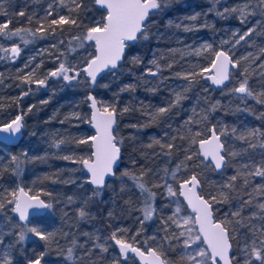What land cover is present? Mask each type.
<instances>
[{"label": "snow or ice", "instance_id": "6c2138e0", "mask_svg": "<svg viewBox=\"0 0 264 264\" xmlns=\"http://www.w3.org/2000/svg\"><path fill=\"white\" fill-rule=\"evenodd\" d=\"M170 2L171 0H94L96 5L106 10L107 15L102 18V21L93 22L91 26H85L81 20L82 11L85 9L84 0H67V2L66 0H58L59 7L66 9L67 14L55 11L53 4L50 3L45 11V16L36 21L37 27L34 30L22 27L10 29L9 24L12 21L7 20L5 23H0V38L12 39L19 37L20 41L27 45L30 40L35 38L55 37L58 32L62 33L65 31L64 26L83 28L81 34L72 36L67 51L69 53L74 52L76 47L84 48L87 42H92L95 54H89V57L84 61V66L79 68L66 62H60L56 70L48 73V77H57L64 81L72 82L78 81L81 73H83L90 84H95L99 73L106 70L114 73L120 70L129 42H136L141 39L147 40L151 23L149 20L150 15L162 11ZM257 10L261 16H264V0H255V4L246 3L243 7L225 8L218 15L224 16L235 12L239 14L241 22L244 23L249 16L256 15ZM0 13L8 15L7 10L2 7H0ZM17 15L23 17L25 13L20 11ZM49 17L52 18L49 20ZM27 19L28 23L31 24L33 17L29 16ZM192 19H195V17H192ZM257 26H259V22ZM185 30L189 31L191 29L185 28ZM255 31L256 27H252L243 34L235 33L234 36H238V38L235 39L233 47L240 44L241 41H245ZM73 42H75V46H73ZM60 43L62 44L63 40ZM222 43L229 42L223 41ZM52 47L56 48L57 46L52 45ZM21 50L19 44H13L10 48L0 46V51L11 53L13 58L18 57ZM171 51L174 53L177 50L173 49ZM211 51L212 45L204 44L195 51V55ZM229 52L230 50L225 51L223 49L215 51L207 67L194 65L191 69L176 73L178 78L187 82L186 85L182 86L183 91H176L173 101L169 102L166 107L157 108L154 112L149 113L150 119L156 121L158 118L168 114L172 108L180 105L182 100L185 99L184 93L199 82L197 77L210 80L213 85L223 86L225 82L231 81L238 75L237 86L231 88V93L238 95V98L242 101L251 98L259 104H264V60H261V56H264V49H260L259 54L249 53L247 56L235 60ZM62 56H65L64 52H60L55 58L60 60ZM258 60L260 63L257 66V70L252 65L256 64ZM133 62H139L138 58H133ZM243 62H247L246 66ZM150 63L155 66V70L152 68L147 69L148 74L155 77L162 72L163 69L158 60L153 59ZM25 67H28V65H25ZM164 67L170 69L172 64L168 63ZM197 67H199V71L195 70ZM233 70H237V72L234 74ZM206 73L211 74L205 76ZM253 75L258 76L262 82L259 90L249 85V80ZM34 77L35 70L33 69L22 76H18L17 79L28 85L46 86L47 77L43 79ZM134 90L135 85L131 84L121 89V91ZM24 95H28V92H25ZM87 99L91 102V108L94 110L89 122H94L97 135L84 139H54L52 147L61 149L62 145L68 143L74 142L76 145H87L89 141L92 142L91 147L94 151L87 158L77 156L75 153L61 158L70 160L73 163H79L87 169V172L90 173L88 182L95 186L92 193L95 196L105 186V177L115 176L114 165L120 156L121 148L118 145L122 144V140H118L114 134V126L117 125L118 115L116 107L114 105H103L101 108H97L95 97L88 96ZM218 106L219 101L210 104L206 109H201L200 113H197L195 108L192 110L193 116H199V119L193 120L192 117H189L184 124V135H179V139H187L191 145H198V150L191 152L186 150L184 159L175 165L174 170L164 169L163 175L153 174L154 178L159 176V179L163 181V187L170 197H177L178 189L179 196L186 200L187 205L195 213V216L181 215L179 200L174 201L177 206L172 215L161 217L162 230L166 235L159 241L153 236L152 239L156 241V246L145 250L147 256L151 257L150 260L146 259L145 251L133 246L132 243L118 238L117 232L123 230L117 229L109 239L114 240L119 245L120 253L124 258H127L129 252H131L145 259V264H172L170 260L166 259L167 252L163 247V242H167L169 245L167 251L173 250L177 245L180 247L182 252L181 259L185 261V264H264V182L259 184L253 182L256 177L264 181V158L259 162L245 163L240 166L236 174L220 182L214 192H208L207 198L204 194L200 174L193 171L183 178L179 175L181 171L188 173L191 166L187 162L192 161L194 156L201 158V164L207 161L209 164L206 166H211L214 170H220L228 167L230 158L239 155L238 152L232 149L231 145L226 147L227 138L229 137L227 126L221 125L218 131L217 126L212 125L208 128L209 134L204 138H201V131H193L191 127L194 123L200 124L207 121L208 115L216 111ZM28 111H31V107H29ZM128 111L129 108L125 107L121 110L120 115ZM73 115L79 119L78 114ZM23 127V116L17 115L10 122L0 125V133L6 134L3 139L11 140L21 133ZM231 136L237 140L245 141L249 149L259 147L264 150V132L258 129L237 133V129L232 128ZM222 137L225 139L222 140ZM176 139L177 136H173L168 143L154 140V144L159 146L164 155L171 157L173 154L172 150L177 148L174 142ZM148 147H152V145ZM23 155L25 158L27 157V153ZM262 157H264V152H262ZM23 163L24 160L19 157L11 156V164L14 165V168H12L14 175H20ZM151 171V169L141 168L139 172L126 171L123 173L124 176H128L133 181L134 186L145 197V207L143 209L145 220H150L155 214L152 201L156 193L151 191L145 182V177ZM45 179H50V177H45ZM169 180L175 182L177 188H173ZM53 182L56 181L53 180ZM62 182L68 183L69 181ZM158 186L160 185L156 183L152 185V187ZM249 189L251 190L249 191ZM5 193L0 194V213H5V210L11 205L10 211L17 214L18 220L22 223L12 226L15 236L14 243L5 244L4 237L9 233L0 230V264H13L10 254L11 250L17 244L23 245L29 234L44 241L46 249L28 260V264H41L44 256L48 254V250L53 245L56 246L59 253L65 254V259L72 262V264H97V261L93 258V252L96 249H100L101 252L108 251L106 243L100 242V237H93L88 233H84V235L96 241L91 248L86 245H80L73 236L70 246L61 249L56 233L43 230L39 226L30 225L28 222L30 213L42 214L45 210L52 209L53 204L50 201L46 202L41 199L40 192L29 195L23 187H18L11 191L6 189ZM43 194L49 197L52 195L50 192H44ZM234 198L239 201L238 206L234 210L220 217L214 216V205L227 203ZM89 199L91 198L83 199L81 206L76 209L78 220L91 218L87 210ZM67 203H75L74 198L68 197ZM249 207L254 208V210L245 216L244 209ZM242 228H246L247 233L240 235V240L243 243L242 245L238 244L240 254L237 256L233 254V242L238 235V230ZM68 236L69 233H63L65 239ZM173 241L176 244H173ZM78 249H82V251L78 252ZM112 264H120V261L114 258Z\"/></svg>", "mask_w": 264, "mask_h": 264}, {"label": "trees", "instance_id": "16d2710c", "mask_svg": "<svg viewBox=\"0 0 264 264\" xmlns=\"http://www.w3.org/2000/svg\"><path fill=\"white\" fill-rule=\"evenodd\" d=\"M192 2L193 5H196L197 7L201 4L198 0ZM50 3L54 5V0H0V7L8 12V15L0 13V23L11 20L12 23L9 24L10 29L22 27L32 28L34 30L37 27L36 21L45 16V11ZM84 4L85 9L82 11L81 20L83 21V25L91 26L93 18L103 14V10L97 8L92 3V0H84ZM171 8V6L168 7L167 11H171ZM20 11H24L25 16L21 17L17 15ZM29 16L33 17L31 24L28 23L27 18ZM209 16H212L215 19L219 18L218 15L214 16L212 13H209ZM51 18L52 17H49L48 19L50 20ZM259 19L264 21V16L260 15ZM64 27L65 31L62 33L58 32L55 37L45 36L44 38H35L30 40L27 45L23 44L19 37L12 39L0 38V46L2 47L10 48L13 44H19L22 49L19 56L15 58L12 57L11 53L0 51V60L14 62V60L25 55L29 46L40 44L42 41L45 42L46 40L51 41L58 36H61L68 41L67 37L70 36L69 34L76 33V31L81 34L83 31V28H73L71 26ZM185 33L187 37H191L192 30L186 31ZM254 38L255 40L264 41V33L260 36L255 35ZM4 40H8L7 42L9 44H3ZM14 40L17 42H14ZM153 40V35L149 34V38L141 41L142 45L137 47L138 53L146 54L149 47L154 44ZM261 46H264V42H262ZM127 51L125 58L127 57ZM66 56L67 52L65 53L64 58ZM42 58L44 57L42 56ZM124 64H127V62ZM131 65L134 67L135 72L140 71V64L132 61ZM108 75L109 74H106V76L100 79L95 90L93 88L90 89L94 90L98 96L104 99L108 98L109 101H114L115 99V107L119 114L123 108H129L128 112L123 113L118 118L117 127L119 128L126 120L130 125L129 129L131 131V133L129 131V136H125L124 138V143L126 144L122 147V159L119 164L123 162L126 153H129L130 155L128 156L133 158L132 164L134 165L133 167L135 171L136 167L138 168V171L136 172H139L141 168L155 171L163 165L166 166L167 170H170L184 159L186 150L188 152L198 150L197 145H191L187 139H179V135H184V124L189 117H192L193 120L199 119V116H193L192 110L195 108L196 112L200 113L201 109H206L210 104H214V102H217L214 98L219 92H192V89H190L189 92L184 93L185 99L182 100L180 105L172 108L171 111L163 117L158 118L156 121H152L150 117H148L149 115L144 111L156 110V105H159V107H166L169 102L174 99L170 96L171 92H166V88L164 86L159 87L160 85L155 89L149 90V88L145 87L144 83L139 81V77L135 74L132 76L127 74L126 76L131 78L128 85H135V90L121 91V89L127 85L125 84V78L123 77L125 74H123L121 79L116 78V75L114 77H108ZM250 80L253 82V76ZM122 83L124 84L122 85ZM83 84L84 86L89 84L88 79L85 77H83ZM235 84L236 81L233 79L230 86ZM249 85L252 87L251 83H249ZM99 86L101 87L99 88ZM41 88L42 85H28L19 82H15L13 85L8 79L5 83V88L0 92V96L2 95L0 102H2V104L4 103L3 105H0V124L19 114L23 116L24 124L19 138H16L13 141L0 139V194H6V189L11 191L18 187H24L31 190L30 192L32 193L40 192L48 202L50 201L53 204V207L48 213L33 216L29 221L39 219L42 223H45L47 225L45 229L48 230V232L56 233V238L59 241L61 249L70 246V244H68L70 241L63 237L62 230L67 228V223L72 219L77 220L73 229L75 233L81 227L87 229L91 228L95 235L94 237H100L101 243H104L102 234H108L110 236L117 229H122L123 231L117 232V236L122 235L126 241L137 245L147 243L155 246L152 236L148 237V235H142L143 237H140L137 235L141 230L140 228H137L138 218L137 216H134L133 205H135L136 201L134 197L128 196L126 198L125 196L124 199H126L127 202L124 204V199L122 200L120 196L115 195L117 193H113L115 196H112V193L106 189V184L99 190L98 195L93 196L92 193L95 186L91 185L85 178L86 170L83 165L61 158L65 156L66 153L67 155H72L73 153L77 155L79 151L85 152L86 150H91L89 149L90 141L87 145H76L74 142L68 143L62 145L61 149H56L52 147V143L48 145L47 142L44 141L45 129L50 131L56 129V133L58 134L57 139L64 138L67 140H73V138H85V135H83V137L81 136V138L78 132L75 131L77 127H79V125L73 123V120H76V118L71 115L63 117L64 113L61 114V112L56 110L55 107L61 103L60 109L63 112H68L71 109L78 110L79 112L81 111V119L84 117V114V118H86L88 115V100L85 96L86 91L79 92L77 90H71L73 88H68L65 92H62L59 97L47 100L44 103L40 100L47 94V92L43 91ZM25 92H28V95H24ZM165 96L167 97V100H165ZM229 97H233L231 93ZM219 102L224 104H219L216 111L211 112L208 115L207 121L191 125L193 131H201L202 136H204L208 132V127L217 121L219 124L230 125V130L236 128L237 133L250 129H258L259 131L264 132V104H259L255 100H250V102L253 103V106H256L257 109L261 108V110L260 112L254 110L248 112L244 110L241 105H236L235 102L237 101L235 98H231L229 102H226V96H223L222 100ZM145 103H150V106L145 107ZM239 103L242 104V100ZM29 107H31V111H28ZM54 110L56 111V114L53 113ZM73 110H71V112ZM60 116L62 121L58 120L60 119ZM133 125H135V127H133ZM82 128H86L87 130L90 129L86 124H82ZM138 133L143 134V138L147 133H150L152 137L150 136V138L146 139L139 138ZM173 136H177V139L174 141L177 148L172 150L173 154L169 157L161 152L159 146L154 144V140L168 143ZM132 145L133 148L132 151H130ZM149 145H152V147H148ZM228 145H231L232 149L238 152L239 155L230 158V163L227 168H224L221 172H217L211 166H206L209 162L201 164V158L199 156H194L192 161L187 162L191 166L188 173L181 171L179 174L180 177L183 178L185 175L190 174L193 171L197 172L202 178L201 183L204 188V193L207 195L208 192H214L216 187L219 186L224 174H236L240 166L243 164L259 162L264 158L262 157V152H264V150L259 147L256 149H249L245 141L235 139V137L231 136V132L227 138L226 147ZM245 149H247V151H245ZM24 153H27L26 158L23 155ZM13 155L24 160L20 175L18 176L14 175L12 171L14 165L11 164V156ZM80 155L85 157L87 154L80 153ZM119 164L117 165L116 170L119 169ZM152 171L145 177V182L148 184L151 191L156 193L153 200L156 212L152 220L154 224L156 223V226L154 227L157 228V234L162 238L166 233L162 230L163 225L161 224L162 222H160V219L161 217H166L168 215L170 206L163 184L160 182V179L155 180L154 176L151 175ZM202 172H206V174H203ZM219 176L221 178H219ZM45 177H50V179H45ZM53 180L56 182H53ZM62 181L69 182L64 183ZM253 182L259 184L264 181H261V178L256 177ZM153 183L160 186L152 187ZM173 185L177 188L175 182H173ZM134 188L137 189L135 186ZM250 190L251 189H249V191ZM44 192H50L52 195L50 197L46 196L43 194ZM68 197H73L75 203L68 204ZM87 197L91 198L88 200L87 208L91 218L78 220L76 209L81 206V201ZM245 199H247V197H245ZM180 202L184 209H186L181 199ZM234 202L239 201L235 198L230 200V203ZM225 204L229 206L228 203L214 205L213 209L215 215L218 217L222 215V211L227 207ZM128 205L130 206V209H128ZM11 207L12 206L9 205L5 210V213H0V230L9 233L4 237L5 244L14 243L15 240L12 227L14 225V222L12 221L14 215L10 211ZM166 211L167 213H165ZM65 213H67V215H65ZM242 233H247V229L242 228L238 230V235L233 242V254L236 253L238 247L237 242ZM79 237L81 240L84 239V242L81 245H86L89 248L92 247L91 243L94 244L96 242L94 239H92V242L89 241L88 236L84 234H80ZM105 243L108 247V251L105 252L106 254H96L93 252L94 257H101L105 264H112L114 258L118 259L122 264H136L133 259H130V263L129 261L120 259V257L117 256L114 242L108 240L105 241ZM45 249L46 245L44 241L39 240V238H33L25 241L23 245H15L10 254L13 259V264H28V260L34 258L39 253L44 252ZM96 250H98V252L100 251V249ZM107 260H109V262ZM43 261L44 264L68 263L66 262L65 254L59 253L55 245L48 250V254L44 256Z\"/></svg>", "mask_w": 264, "mask_h": 264}, {"label": "rangeland", "instance_id": "374dc122", "mask_svg": "<svg viewBox=\"0 0 264 264\" xmlns=\"http://www.w3.org/2000/svg\"><path fill=\"white\" fill-rule=\"evenodd\" d=\"M179 1H181V0H171L170 4L167 7H165L162 11L157 12L154 15H150L149 20L151 23H150L149 34L153 35L154 44H152L149 47V50L147 51L146 54L138 53L137 47L142 45L141 41H143V39L136 41L135 43H133V45H131V43H129L131 46H129V48L125 50V54H126V51L128 50L127 51V57L124 58V60L121 62L120 70L117 72H114V73L106 71L102 76H100V78L97 80V82L95 84L89 83L88 85L84 86V84H83L84 74L83 73H81V77L78 81H72V82H67V81H64V80L57 78V77H48V73L56 70L58 68V65L60 62H66L68 64H72L74 66H77L78 68L83 67L84 61L89 57V54L95 53L93 46H92V43H90V42H87L84 48L76 47V51H74V52L69 53L67 51L69 48V42L71 41L72 36L80 34L78 31L75 30L76 33L69 34L70 36L67 37L68 41L63 39L61 36H58L51 41L46 40L45 42L42 41V43H40V44L29 46V49L25 52V55H22V57H20L19 59L14 60V62H5L3 60H0V74H2V76H0V92H2L1 90H3L5 88V83L7 82L8 79L10 80V83H13V85L15 84V82L22 83L20 80L17 79V77L22 76V75H24V74H26V73H28L34 69L35 70V77L34 78L43 79V78L47 77L46 86H42V88H41L43 91L47 92V94L45 96H43L40 100L44 103L47 100L53 99L55 97H59L61 95V93L65 92L68 88H73L71 90H74V91L77 90L79 92H85L86 91V94H85L86 99L88 96H90V93H93L94 97L97 99V101L101 107L103 105H114L115 106L116 105L115 99H114V101H112V100L109 101L108 98L104 99V98L98 96L96 94V92H94L95 88L98 86L97 83H99L100 79L102 77L106 76V74H109L108 77H114L116 75L117 76L116 78H120V79L122 78L123 74H125L123 77L125 78L124 82H126L125 84H127V85L130 83L129 81L131 80L130 77H126L127 74H129V76H132L135 74L139 77V81L141 83L146 84L145 87L149 88V90L155 89L159 85H160L159 87L164 86L167 90L166 92H171L170 96H172L174 98L175 92L176 91H183L182 86L186 85V83H187L185 80L178 78L176 76V73H182L185 70L191 69L192 66H194V65H198L200 67H207L210 64L213 53L215 51H217L220 47L227 50V51L230 50L229 53H230V55L233 56L234 60L237 58L247 56L249 53L259 54L260 49H264V46H261L262 42H264V41L255 40V38H254L255 35L260 36L261 34L264 33V21L259 19L260 13L258 10H257L256 15L249 16L247 18V21L244 23L241 22V18L239 16V14L235 13V12L226 14L224 16L218 15V13L223 12L225 8L231 9V8L243 7L246 3L255 4V0H198L199 3H201L200 5H205V7L200 6V5L197 7L196 5H193L192 7L188 8L186 10H182L180 12L178 11L175 13L173 6ZM184 1L192 2V1H196V0H184ZM66 2H67V0H66ZM203 2H205V3H203ZM92 3L95 5L94 0H92ZM170 6L172 7L171 11H169V10L167 11L168 7H170ZM53 8L55 11H59L62 14H67L66 9L59 7L58 0H54ZM209 13L214 14V16L218 15L219 18H217V19L213 18L212 16H209ZM104 14H105V11L103 10V14H100V15L94 17L92 23L102 21ZM192 17H195V19H192ZM258 22H259V26H257ZM1 23H5V22H1ZM252 27H256V31L253 32V34L250 37H247L245 41H241L240 44L233 47L235 39L238 38V36H234V34L235 33L243 34V33L247 32L249 28H252ZM185 28H190L192 30L191 37L186 36ZM61 40H63L62 44L60 43ZM7 41L8 40H4L3 44L8 45L9 43ZM223 41H228L229 43H222ZM14 42H17V41L14 40ZM204 44L212 45V51L211 52H203L201 55H195V51L197 49H200L201 46ZM52 45H56L57 47L53 48ZM73 46H75V42H73ZM173 49H176L177 51L173 53L171 51ZM60 52H64V53L67 52V56L65 58H64V56H62V57H60V60H57L55 57L58 56ZM185 53H192V54H185ZM42 56L44 58H42ZM133 58H138V60H139V62H137L138 64L141 65L139 72H135L134 67L131 65ZM153 59L158 60V62L161 64L162 69H163L162 72L155 77L151 76L147 72V69H149V68H152L153 70H155V66L150 63V61H152ZM261 60H264V56H261ZM126 62H127V64H124ZM168 63L172 64V67L170 69L167 67H164ZM243 63L246 66L247 62H243ZM259 63H260V61L258 60L256 62V64L252 65V67L257 68ZM25 65H28V67H25ZM195 70L199 71V67H197ZM257 70H258V68H257ZM236 72H237V70H233L234 74ZM197 78H199V77H197ZM238 79H239V77L237 75L236 78H234L236 83H237ZM232 80L229 81L228 83L232 84ZM250 81L251 80H249V83L252 84V87H254L256 90L260 89L262 82H261L259 77H257L256 75H253V82L252 81L250 82ZM123 84L124 83H122V85ZM194 85L191 87L192 91L194 89ZM100 87L101 86H99V88ZM90 88H93L94 90H91ZM231 88H232V86H230V85L229 86L223 85L221 88L222 90L221 89H215V92H219V93H217V95L214 98L215 101H221L223 96H226V102H229L231 98H235V100L237 101V102H235L236 105H238V104L241 105L244 110H246L248 112H250L252 110L260 112L261 108L257 109V107L253 106V103L250 102V100L253 101V99H251V98L247 99L246 101H242L243 103L240 104L239 102L241 100L238 98V95L231 93ZM189 90L187 92H189ZM230 93L233 97H229ZM1 97H2V95L0 96V101H1ZM165 100H167L166 96H165ZM214 103H216V102H214ZM3 104H2V102H0V105H3ZM219 104H224V103L219 102ZM60 105H61V103L59 105H57L55 107V109L60 111L61 114L64 113L63 117H66L67 115H71V116L75 117V115H73V114L79 115V119H77L75 117L76 120L74 119L73 123L79 125V127H77V129L75 131L78 132L80 137L81 136L83 137V135H85V138L91 137L92 130L91 129L87 130L86 128L85 129L82 128V124H86L89 126V113H90L89 100L87 102L88 115L86 116V118H84L85 117V114H84V117H82V119H81V113H80L81 111L79 112L78 110L71 109V110H73L72 112H71V110L68 112H63L60 109ZM149 106H150V103H145V107H149ZM161 107H165V106H161ZM155 108H160V107H159V105H156ZM154 111H155V109H153V111L148 110V111H144V112L147 115H149V113L154 112ZM53 113L56 114V111L54 110ZM15 117L16 116L8 119L4 123L10 122ZM119 117H120V114L118 113L117 119ZM148 117H150V116H148ZM61 119L62 118L60 116V119H58V120L62 121ZM4 123H2V124H4ZM2 124H0V125H2ZM117 125H118V122H117ZM117 125L115 128V135L117 136L118 140H122V144L119 145L121 148V151H122L123 145L126 144V143H124L125 142L124 138H125V136H129L130 125L126 120L124 121V124H122L119 128L117 127ZM215 125L217 126V130L219 131L220 126L223 124H219V122L216 121ZM225 126L228 127L229 134H230V132H231L230 125H225ZM130 133H131V131H130ZM20 135H21V133L18 134L17 138H19ZM138 136H139V138H143V134H141V133H138ZM150 136L152 137V135H150V133H147V135H145L143 139L150 138ZM57 137H58V134L56 133V129H53L52 131L45 129L44 141L47 142L48 145H50L54 139H57ZM150 142H152V141H150ZM90 146H91V144L89 145V149H91ZM132 148H133V145L131 146L130 151H132ZM80 153L81 154H84V153L87 154L85 156V158H87L91 154V150H86L85 152L79 151L77 153V155L79 156ZM66 155H67V153H66ZM128 155H130V154L126 153V156L124 157L123 162L121 164H119L120 165L119 169H117V170L115 169L116 170L115 176H111V178H109L107 180V182L105 183L106 189H108V191H110V193H112V196H115V195L120 196V198L122 200L125 198V196H126V198L128 196L134 197L136 199L135 205H133L134 216H137V218H138L137 219L138 220L137 228H140V230H141V232L139 233V236L140 237L142 235L143 236L148 235V237L149 236H152V237L155 236L156 240L159 241V240H161V237H159L160 235L157 234L158 233L156 231L157 228L154 227V226H156V223L154 224L153 220H152L154 215L150 220L144 219L143 209L145 207V204H144L145 197L140 193L139 189L134 188L133 181L128 176L123 175V173H125L126 171H128V172L138 171L137 167H136V171L133 167L134 166L132 164L133 158H131ZM80 156H82V155H80ZM121 159H122V156H121ZM174 168H175V166L172 167L170 170L172 171V170H174ZM164 169H166L165 165L161 166L160 168L156 169L155 171H152L151 175H153L154 173H158L159 175H163ZM85 170H86L85 178L87 180H89L88 175H87V169H85ZM202 173L206 174V172H202ZM232 175H234V174H232ZM232 175L224 174L222 178L219 176V178H221L220 182L226 180L228 177H230ZM158 179H159V176H156L155 180H158ZM200 179L202 182L201 177H200ZM160 182L163 184L162 180H160ZM169 183H172L173 188H175L173 185V182L171 180H169ZM146 186L148 187V184H146ZM24 189H26V188H24ZM26 190L29 191L28 189H26ZM164 191H165L166 196L168 197V202H169V206H170L167 216L172 215V213L174 212V210L177 206V204L174 201H176L177 199L179 200V203L181 206V215L194 216L193 214L189 213L187 211V209H184V207L182 206V203L180 202V198L178 196V189H177V197H170L167 194L165 188H164ZM113 193H117V194L114 195ZM40 196L46 202H48L44 196H42V195H40ZM205 196L207 198L206 194H205ZM139 200H141V201H139ZM126 202H127V200L124 199L123 203L126 204ZM227 203L229 204L230 201ZM238 204H239V202L230 203L229 206H227L225 204L227 206V208H224L221 216H223L225 213H229L231 210H234L238 206ZM152 205L155 208L153 201H152ZM127 207H128V209H130L129 205ZM253 210H254V208H252V207L245 208L244 209V215L245 216L249 215ZM48 212H49V210H45L43 213L46 214ZM165 213H167V211ZM13 215H14V217L12 218V221L14 223L13 222L12 223L14 225L21 223L18 220L15 213H13ZM215 216H217V215H215ZM30 219H31V217L29 218V220ZM160 222H161V219H160ZM76 223H77V220L72 219L67 223V228L62 230L63 233H69V236L67 237V240L69 239L68 241H71V239L74 236L77 240H79V244L81 245L84 242V239H82V240L80 239V237H79L80 234L82 235L84 233H88V234H91L93 237L95 236L91 228L87 229V228L81 227L82 229L80 228L75 233L73 231V229H74V226ZM29 224L33 225V226H39L43 230H46L45 228L47 226L45 223H42V221L39 219L38 220H31V221H29ZM46 231H48V230H46ZM177 231H179V230H177ZM142 232H144V233H142ZM63 233H62V235H63ZM136 233H137V231H136ZM242 234H246V233H242ZM13 236H14V234H13ZM102 236H103L104 243H105V241H108V240L115 243L114 240L109 239V237L111 235L109 236L108 234H102ZM117 237L125 240L122 235H118ZM14 238H15V236H14ZM33 238L37 239L38 237H35L32 234H29L28 238L25 241L31 240ZM88 239H89V236H88ZM89 241L92 242V239H89ZM94 241H95V239H94ZM126 242H129V241H126ZM129 243H132V242H129ZM237 243L239 245H242V243H243L240 240V236H239V241ZM68 244H70V242ZM132 244H134V243H132ZM154 244L156 246V241H154ZM173 244H176V242L173 241ZM91 245H93V244L91 243ZM134 245H137V244H134ZM137 246L144 249V250H146L149 247H155V246L149 245L147 243L137 245ZM201 246H203V245H201ZM163 247H164V250L167 252L166 259L170 260L172 262V264H185V261L181 259L182 252H181V249L178 245L176 247H174L173 250H171V251H167L168 247H169L167 242H163ZM115 248H116L117 256H119L120 259H122L116 243H115ZM77 251L80 252V251H82V249H78ZM94 252L96 254L105 253V252L100 253V251L98 252V250H95ZM116 253H115V256H116ZM239 254H240L239 248L237 247L236 253H234V255L238 256ZM93 258L97 261V264H105L102 261L101 257H99V256L94 257V255H93ZM122 260H124V259H122ZM107 261L109 262V260H107ZM126 261H129V263H130V258L127 257ZM66 262H68L66 264H72V262H70V261L66 260ZM41 263L44 264V261L42 260ZM120 264H122V263L120 262ZM136 264H138V263H136Z\"/></svg>", "mask_w": 264, "mask_h": 264}, {"label": "water", "instance_id": "95a60500", "mask_svg": "<svg viewBox=\"0 0 264 264\" xmlns=\"http://www.w3.org/2000/svg\"><path fill=\"white\" fill-rule=\"evenodd\" d=\"M95 5H96V4H95ZM96 6H97L98 8H101V7L98 6V5H96ZM101 9H103V8H101ZM103 10L105 11L104 16H106V15H107V12H106L105 9H103ZM90 43H92V42H90ZM129 43H134V42H129ZM93 49H94V47H93ZM221 49H223V48H219L218 50H221ZM218 50H217V51H218ZM223 50H225V49H223ZM94 51H95V49H94ZM225 51H227V50H225ZM94 54H95V53H94ZM229 54H230V53H229ZM106 71H107V70H106ZM106 71H103V72H101V73H99V74L97 75L96 82H97V80L100 78V76H102ZM210 74H211V73H206L205 76L210 75ZM206 80H207V79H206ZM208 81H209V83H210V86H212V87H220V86L213 85V84L211 83L210 80H208ZM96 82H95V83H96ZM226 83H227V82H225V84H226ZM90 96H93V97H94V94H93V93H90ZM96 101H97V99H96ZM97 108H101V106H100V104L98 103V101H97ZM89 109H90V113H89V121H90V120H91L92 112L94 111V110L91 108V102H90V101H89ZM89 128L92 130V135H91V136H95V135H97V130H96L95 126H94V122H89ZM115 128H116V125L114 126V134H115ZM4 135H6V134L0 133V139L5 140V139H3ZM17 137H18V134H17L13 139H11V140H5V141H13V140H15ZM221 139H222V138H221ZM91 143H92V142L90 141V144H91ZM118 146H119V145H118ZM119 147H120V146H119ZM90 148H91V152L94 151V149H93L91 146H90ZM197 148H198V145H197ZM121 156H122V151H120L119 159L117 160L116 164L114 165V172H115V169H116L117 165L120 163ZM206 162H207V161H206ZM222 170H223V169L215 170V171H217V172H221ZM87 175H88V178H90V173L87 172ZM110 177H111V176H107V177H105V183L107 182V180H108ZM25 191L28 192L29 195L34 194V193H31V192L27 191L26 189H25ZM178 196H179V191H178ZM40 198L43 199L41 196H40ZM179 198L182 200V202H183L184 206L186 207L187 211L195 216V213H194V212L192 211V209L187 205L186 200H185L182 196H179ZM43 200H44V199H43ZM213 211H214V209H213ZM15 215L17 216V214H15ZM34 215H36V214L30 213L29 218L32 217V216H34ZM214 216H215V212H214ZM17 218H18V216H17ZM128 243H129V242H128ZM116 245H117V244H116ZM133 246L138 247L137 245H134V244H133ZM117 247H118V250H119V253H120L119 245H117ZM139 248H140V247H139ZM140 249H141L142 251H145V250L142 249V248H140ZM120 254H121V253H120ZM128 255H132L133 258L135 259V261H136L138 264H145V259H142V258L139 257L138 255H136V254H134V253H131V252H129ZM145 257H146V259H148V260L151 259V257H148V256H147V252H146V251H145ZM41 264H42V263H41Z\"/></svg>", "mask_w": 264, "mask_h": 264}, {"label": "flooded vegetation", "instance_id": "af4514ba", "mask_svg": "<svg viewBox=\"0 0 264 264\" xmlns=\"http://www.w3.org/2000/svg\"><path fill=\"white\" fill-rule=\"evenodd\" d=\"M205 3V2H204ZM193 6V2H186V1H179V2H177L174 6H173V8H174V11H175V13L176 12H180V11H182V10H186V9H188V8H190V7H192ZM203 7H205V5H202ZM150 18V17H149ZM135 43V42H134ZM131 45H133V43H131ZM130 44H129V46H131ZM129 48V47H128ZM127 48V49H128ZM221 48V47H220ZM198 79V83H196L195 85H194V89H193V91L192 92H215V89H221L222 88V86H220V87H212V86H210V83H209V81L208 80H206V79H204V78H197ZM146 85V84H145ZM226 86H229L230 84L227 82L226 84H225ZM234 87L235 86H237V83L235 84V85H233ZM232 86V87H233ZM222 90V89H221ZM118 120V119H117ZM118 122V121H117ZM212 125H215V123H213V124H211L208 128H210ZM209 133L207 132L204 136H202L201 138H204V137H206L207 135H208ZM223 139H225L224 137H222V140ZM198 149V148H197ZM111 178V177H110ZM227 208V207H226ZM34 216H36V215H34ZM33 217V216H32ZM31 217V218H32ZM121 257H122V259H124V260H126V258H124L122 255H121ZM128 257L130 258V259H133L134 261H135V259L133 258V256L132 255H128ZM136 262V261H135ZM137 263V262H136Z\"/></svg>", "mask_w": 264, "mask_h": 264}]
</instances>
